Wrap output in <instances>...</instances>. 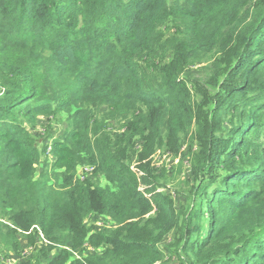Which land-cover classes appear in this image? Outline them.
Here are the masks:
<instances>
[{"label":"trees","instance_id":"16d2710c","mask_svg":"<svg viewBox=\"0 0 264 264\" xmlns=\"http://www.w3.org/2000/svg\"><path fill=\"white\" fill-rule=\"evenodd\" d=\"M61 115L35 147L25 124ZM252 131L264 0H0V246L35 248L15 264H264ZM161 149L189 167L175 199L150 164ZM96 216L114 227L95 232Z\"/></svg>","mask_w":264,"mask_h":264},{"label":"rangeland","instance_id":"374dc122","mask_svg":"<svg viewBox=\"0 0 264 264\" xmlns=\"http://www.w3.org/2000/svg\"><path fill=\"white\" fill-rule=\"evenodd\" d=\"M207 63H195L190 69L189 73L196 78L204 77L206 73ZM106 110L102 109V113H105ZM58 119V120H55ZM67 115L55 116V117H45L39 116L37 117V122L35 127L31 128L29 125L25 124L27 131L34 137L36 142H34V146L40 149V143L45 140L46 144L51 143V139L59 137L64 130L67 129ZM113 126V130L116 132L119 131L120 126L117 123H111ZM48 128V132H46ZM252 135H255V131L251 132ZM256 141L262 145H264V131H259L258 135L256 136ZM34 141V140H33ZM181 152L182 155H186L188 143L182 142L181 144ZM51 158V157H50ZM52 159V158H51ZM151 167L156 171L158 174H164V179L162 180V184H164V188L161 190L162 192L169 195L172 199H175V191L177 192L179 188H183L184 182L188 177V165L187 162L181 157H171L168 155L165 149H161L157 151L151 158H150ZM135 166V163L132 164ZM88 167L80 166L76 171V176L79 180H83L90 174L86 171ZM41 168H38V172L36 177L38 176ZM96 183L101 187L105 188L109 186L108 182L104 177H100L96 180ZM85 224L87 226L92 225L94 227L95 232H103L106 230L111 229L114 227V224L111 220L107 217H90L85 219ZM20 243L21 251L17 254H13L9 252L4 247L0 246V263L1 264H15L21 260L30 258L34 255L35 248L28 247L24 243V239L22 237L18 238ZM93 249L86 247L83 251L84 254L92 253Z\"/></svg>","mask_w":264,"mask_h":264},{"label":"built area","instance_id":"2783aa9c","mask_svg":"<svg viewBox=\"0 0 264 264\" xmlns=\"http://www.w3.org/2000/svg\"><path fill=\"white\" fill-rule=\"evenodd\" d=\"M86 171H88V173L91 171V169H86Z\"/></svg>","mask_w":264,"mask_h":264}]
</instances>
